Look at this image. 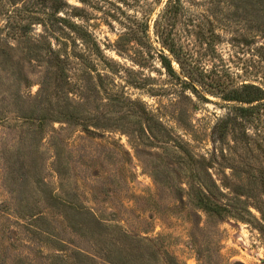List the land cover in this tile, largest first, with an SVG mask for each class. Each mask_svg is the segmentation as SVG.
Returning a JSON list of instances; mask_svg holds the SVG:
<instances>
[{"label": "rangeland", "instance_id": "obj_1", "mask_svg": "<svg viewBox=\"0 0 264 264\" xmlns=\"http://www.w3.org/2000/svg\"><path fill=\"white\" fill-rule=\"evenodd\" d=\"M25 1L14 12L0 0V27L26 16ZM167 2L66 0L60 16L80 30L67 29L74 58L65 103L78 120L47 130L64 146L28 139L31 127L6 97L35 99L44 67L20 62L27 85L9 83L0 68V264L59 263L54 256L78 264L75 252L101 262L123 233L155 242L179 264H264V106L241 119L222 99L245 85L264 90V33L243 17V4L238 12L228 0H175L161 30L175 40L194 93L175 61L174 76L161 64L169 52L154 27ZM226 122L232 130L221 137ZM211 177L230 206L221 221L196 208L189 191L195 180L212 187ZM45 191L76 209L54 206Z\"/></svg>", "mask_w": 264, "mask_h": 264}, {"label": "trees", "instance_id": "obj_2", "mask_svg": "<svg viewBox=\"0 0 264 264\" xmlns=\"http://www.w3.org/2000/svg\"><path fill=\"white\" fill-rule=\"evenodd\" d=\"M228 2L229 6L232 4L231 7L238 12L241 11L242 4L246 6L243 17L252 23V28L264 33V26H262L264 24V0H228ZM7 3L11 8L16 9L14 12H17L16 0H7ZM174 3L175 0H168L162 21L157 20L154 27L160 43L169 52V55L164 50L161 52V64L170 76H174L176 71L173 61H175L184 75L185 86H190L192 92L199 93L193 78L187 74L183 67L175 40L172 39L165 27L161 30L163 22L167 27L170 26L172 16L177 10ZM22 4L24 7L19 12H25L26 16L19 18V20L9 18L3 27H0V68L2 72L8 75L7 80L11 84L17 81L21 85H27L29 80L24 75V67L20 63L23 61H27L29 64H40V67H44L45 75L43 74L44 80L41 84L40 94L35 99L22 96L20 91L6 94V97L14 102L13 105L18 118L31 127L26 132L28 139L31 137L43 142L49 137L52 146H64L54 136L53 132L49 134L47 130L55 123L73 124L78 120L70 105L65 103L69 99L68 90L65 87L69 84L70 65L74 58L73 52L68 50L67 29L74 32L80 28L60 16L61 11L68 5L66 0H30L22 2ZM36 26L42 27L40 34L34 30ZM58 33L62 36H59ZM61 38H65L61 43L63 48L56 49L53 40L60 42ZM11 41H15L16 44L11 43ZM16 53L20 57H17ZM14 59L17 62H14ZM8 69H12V74L7 72ZM51 88L53 92H50ZM222 99L232 105V112L236 117L246 119L255 110L264 106V90L259 86L245 85L239 89L231 90ZM217 128L219 129V126ZM221 129H223L221 133V137H223L227 131L232 130V126L226 122ZM56 156H59L57 152ZM196 165L199 169L200 167L201 170L204 169L202 164ZM210 168L207 166L205 172L208 173ZM59 173L61 176V171L58 168ZM211 182L212 187L201 180H195L194 184L189 186V191L193 195L192 203L196 208L206 213L208 217L221 221L228 216L227 212H229L230 206L223 203L222 197L226 196L212 177ZM45 196L46 201H52L54 206L67 205L76 209L73 203L62 200L51 192L45 191ZM41 215L42 213L38 212L37 214H30V217L36 218ZM262 219L264 220L263 213ZM95 222L102 226L97 218H95ZM117 239L119 241L117 245L114 246L110 243V245H106L108 247H104L106 253L104 252L99 257L101 262L97 261L95 257L81 252H75L72 256L76 257L78 264H179L176 258L170 257L168 253L161 257L153 241L141 237H131L127 233H123L122 237ZM54 260L59 262L56 264H69L65 257L54 256Z\"/></svg>", "mask_w": 264, "mask_h": 264}]
</instances>
